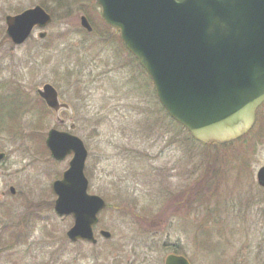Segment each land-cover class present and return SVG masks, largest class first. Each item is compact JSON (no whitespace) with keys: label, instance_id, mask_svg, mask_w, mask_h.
Here are the masks:
<instances>
[{"label":"rangeland","instance_id":"374dc122","mask_svg":"<svg viewBox=\"0 0 264 264\" xmlns=\"http://www.w3.org/2000/svg\"><path fill=\"white\" fill-rule=\"evenodd\" d=\"M36 5L53 21L15 44L6 16ZM46 83L71 106L59 114L63 128L43 108L37 89ZM53 128L84 140L92 190L112 199L97 244L71 241L73 217L54 210L53 183L71 156L51 155ZM1 151L0 264H165L171 253L191 264H264V103L241 138L198 143L161 107L96 0H0Z\"/></svg>","mask_w":264,"mask_h":264},{"label":"water","instance_id":"95a60500","mask_svg":"<svg viewBox=\"0 0 264 264\" xmlns=\"http://www.w3.org/2000/svg\"><path fill=\"white\" fill-rule=\"evenodd\" d=\"M106 22L116 28L127 49L151 77L169 115L204 143L225 144L247 134L264 102V0H97ZM52 15L41 5L6 16L7 34L24 43L36 27H47ZM88 31L93 27L81 17ZM46 31L40 33L43 38ZM46 104L62 108L54 85L38 89ZM46 144L51 155L68 168L53 183L55 209L71 214L72 241L97 242L94 226L106 207L88 192L85 174L88 150L81 137L53 128ZM6 157L0 152V161ZM264 187V166L257 173ZM11 190L14 192L15 188ZM105 237L111 232L102 230ZM166 264H190L171 254Z\"/></svg>","mask_w":264,"mask_h":264},{"label":"flooded vegetation","instance_id":"af4514ba","mask_svg":"<svg viewBox=\"0 0 264 264\" xmlns=\"http://www.w3.org/2000/svg\"><path fill=\"white\" fill-rule=\"evenodd\" d=\"M63 111H65V113H68V114H70V111H67V110H65V109H62L61 110V112H63ZM71 113H72V111H71ZM66 119L65 118H60L59 120H58V123H59V126H60V128H63V127H65V125H66ZM131 149L132 148H128V151L129 152H133L135 155H139V156H143V154H141V153H138V150H132L131 151ZM124 150H127V148L126 149H124ZM147 157V156H146ZM86 176H87V178H88V181H89V186H88V192L90 193V194H96L93 190H92V188H93V184L91 183V177H88V175L86 174ZM13 187V186H12ZM11 187V188H12ZM15 188V187H14ZM10 191H11V193L12 194H15L16 193V188H15V191L13 192L11 189H10ZM54 191V190H53ZM55 193V192H54ZM98 195V194H97ZM105 200H106V202H107V206H106V208L107 207H109V205L112 203V199H109V198H107V197H103ZM53 204H54V210H55V203H56V200H55V202H52ZM105 208V209H106ZM105 209H103L101 212H103ZM55 212H56V210H55ZM101 212L99 213V220H98V223L94 226V232H95V236H96V231H97V229H98V227H99V225H100V222H101ZM34 214H36V212H34ZM37 217V216H36ZM73 217V216H72ZM38 218V217H37ZM73 223H74V218H73ZM102 230H106V229H104V228H100L98 231H99V236H101V237H104V238H107V237H105L103 234H102ZM51 237H53V235L51 234L50 235ZM54 239H56V237L54 236L53 237ZM97 238V237H96ZM107 239H110V237H108ZM84 241V240H83ZM53 242H54V240H53ZM98 243V238H97V242L96 243H93V244H97ZM173 254H178V253H173ZM178 255H182V254H178ZM166 260H167V258H166ZM166 260H165V264H166ZM136 264V263H135ZM141 264H143V263H141Z\"/></svg>","mask_w":264,"mask_h":264},{"label":"trees","instance_id":"16d2710c","mask_svg":"<svg viewBox=\"0 0 264 264\" xmlns=\"http://www.w3.org/2000/svg\"><path fill=\"white\" fill-rule=\"evenodd\" d=\"M41 102H42L43 105H44V106H43V105H42V106H43V108H45V111H48L47 108H46V106H45V104H44V102H43V101H41ZM215 145H216V144H215ZM217 146H218V145H217Z\"/></svg>","mask_w":264,"mask_h":264}]
</instances>
